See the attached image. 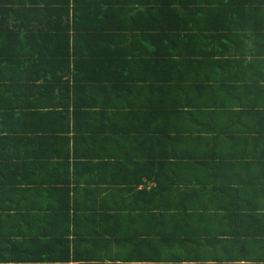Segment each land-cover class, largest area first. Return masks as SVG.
Returning a JSON list of instances; mask_svg holds the SVG:
<instances>
[{"label": "crops", "instance_id": "1", "mask_svg": "<svg viewBox=\"0 0 264 264\" xmlns=\"http://www.w3.org/2000/svg\"><path fill=\"white\" fill-rule=\"evenodd\" d=\"M39 5L37 63L8 68L0 264H264V47L155 0ZM62 56L72 91L39 89Z\"/></svg>", "mask_w": 264, "mask_h": 264}, {"label": "trees", "instance_id": "2", "mask_svg": "<svg viewBox=\"0 0 264 264\" xmlns=\"http://www.w3.org/2000/svg\"><path fill=\"white\" fill-rule=\"evenodd\" d=\"M59 1L60 3L70 2V0ZM114 1L116 2V0ZM121 1L122 3L125 2V0ZM155 1L157 3H164V8L157 10V14L164 13V19L165 17L177 15L205 17L206 19L212 18L215 21L219 18L220 21L230 22L229 26H213V29H209L212 33L211 38L215 37L219 41L217 44L228 51L238 46L242 47L251 44L252 53L250 54L251 57L254 58L259 54L257 50L264 47V0H198L197 2H195V0ZM41 2L48 4L51 3V0H0V148L2 151L4 148L7 149V144L15 143V141L20 138L16 135L18 130L10 128L8 119L9 116H18L23 110L21 107L8 106V68L15 70H20V68H22L23 70L27 62H30L32 65L37 63L38 54H36L31 40L27 39L26 32L32 29L33 26V23L30 22V17L39 15L37 11L40 9L37 7L46 9V7H41L39 5ZM104 2H108V0H104ZM174 5H180L181 7H173ZM87 10L89 9H84V11ZM109 11L110 9L105 10V14ZM113 11L116 13L118 10L113 9ZM119 11H123L125 14L129 13L128 9H121ZM62 14L68 15L69 10L66 9ZM194 26H196L199 31L207 28V26L199 24ZM220 42H222V45H220ZM66 48H69L68 41H66ZM9 52L13 54L9 55ZM210 57L211 56L200 59L207 60L211 59ZM220 57L225 56L220 55ZM148 60L149 59H147V61ZM55 62L54 65H56V67L54 69L45 70V83L40 86L39 89L55 92V90L60 88L61 91H67L68 94L69 90L72 91V87L69 86V62L63 56L60 57L59 61ZM37 78L38 77L34 78V80ZM59 112V114L63 116H69L68 113ZM4 160H7V158ZM93 218L96 219L95 217ZM99 219L103 222L105 218L99 217ZM93 239L94 238H91V241H93ZM166 244L167 242L164 241V239H159L155 245L148 247V249L140 250L148 254L156 247L157 255L155 258L161 259L163 256L161 251L162 247L160 246ZM164 261H167L166 257H164Z\"/></svg>", "mask_w": 264, "mask_h": 264}]
</instances>
